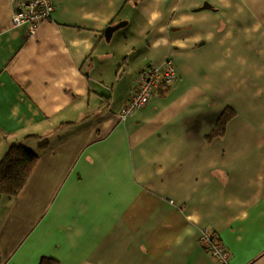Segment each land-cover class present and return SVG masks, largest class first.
Here are the masks:
<instances>
[{
    "label": "crops",
    "instance_id": "1",
    "mask_svg": "<svg viewBox=\"0 0 264 264\" xmlns=\"http://www.w3.org/2000/svg\"><path fill=\"white\" fill-rule=\"evenodd\" d=\"M20 1L0 0V160L38 159L0 194V264H217L203 231L264 264V0H53L33 35ZM166 58L172 85L121 120Z\"/></svg>",
    "mask_w": 264,
    "mask_h": 264
},
{
    "label": "built area",
    "instance_id": "2",
    "mask_svg": "<svg viewBox=\"0 0 264 264\" xmlns=\"http://www.w3.org/2000/svg\"><path fill=\"white\" fill-rule=\"evenodd\" d=\"M53 10V0H22L13 8L12 24L26 25L28 34L33 35L41 23L51 18ZM175 78L174 63L170 58H166L160 64L150 63L139 69L135 85L118 111V117L124 120L134 110L144 107L154 94L167 91ZM201 241L217 264H231V255L218 234L203 231Z\"/></svg>",
    "mask_w": 264,
    "mask_h": 264
},
{
    "label": "trees",
    "instance_id": "3",
    "mask_svg": "<svg viewBox=\"0 0 264 264\" xmlns=\"http://www.w3.org/2000/svg\"><path fill=\"white\" fill-rule=\"evenodd\" d=\"M227 114L222 113L218 126L223 125ZM220 129V128H219ZM38 154L20 143L10 146L0 160V194L14 198L25 184ZM39 264H60L53 258L43 257Z\"/></svg>",
    "mask_w": 264,
    "mask_h": 264
},
{
    "label": "water",
    "instance_id": "4",
    "mask_svg": "<svg viewBox=\"0 0 264 264\" xmlns=\"http://www.w3.org/2000/svg\"><path fill=\"white\" fill-rule=\"evenodd\" d=\"M124 25H125V21L118 22L114 25H109L104 31V37L108 39L115 30H117L118 28Z\"/></svg>",
    "mask_w": 264,
    "mask_h": 264
},
{
    "label": "rangeland",
    "instance_id": "5",
    "mask_svg": "<svg viewBox=\"0 0 264 264\" xmlns=\"http://www.w3.org/2000/svg\"><path fill=\"white\" fill-rule=\"evenodd\" d=\"M122 28V27H121ZM124 28V27H123ZM120 29V28H119Z\"/></svg>",
    "mask_w": 264,
    "mask_h": 264
}]
</instances>
